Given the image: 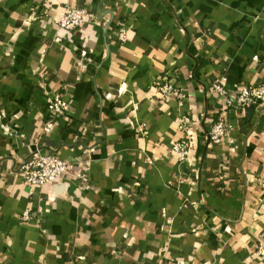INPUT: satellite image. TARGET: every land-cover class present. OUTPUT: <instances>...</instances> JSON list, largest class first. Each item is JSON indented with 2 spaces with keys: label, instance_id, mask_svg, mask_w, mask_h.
<instances>
[{
  "label": "crops",
  "instance_id": "obj_1",
  "mask_svg": "<svg viewBox=\"0 0 264 264\" xmlns=\"http://www.w3.org/2000/svg\"><path fill=\"white\" fill-rule=\"evenodd\" d=\"M215 78L264 84V0H0V264H264V102L216 147ZM38 153L69 173L29 187Z\"/></svg>",
  "mask_w": 264,
  "mask_h": 264
},
{
  "label": "built area",
  "instance_id": "obj_2",
  "mask_svg": "<svg viewBox=\"0 0 264 264\" xmlns=\"http://www.w3.org/2000/svg\"><path fill=\"white\" fill-rule=\"evenodd\" d=\"M88 16L89 12L85 7L67 5L63 10L62 17L58 20V25L68 30L75 29L83 26ZM118 38L121 41L125 40L124 27L119 30ZM157 88L162 98H168L177 93V88L167 81H158ZM207 88L210 93L218 96L221 100L219 114L211 125L208 140L214 146L221 147L225 135L231 130L233 119L243 115L247 108L264 102V84L241 83L229 89L224 78H215L208 82ZM46 107L51 115H64L69 111L70 104L64 95L56 94L47 102ZM179 128L183 129L182 126ZM171 148L180 161H185L188 158V148L185 142H172ZM69 171V163L56 154L38 153L20 163V172L29 187L58 181L66 177ZM21 219H30L28 211L21 215ZM254 254L255 256H264V245L259 244ZM155 264L161 263L156 262Z\"/></svg>",
  "mask_w": 264,
  "mask_h": 264
}]
</instances>
